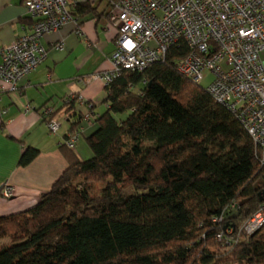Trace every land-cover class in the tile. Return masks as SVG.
Returning <instances> with one entry per match:
<instances>
[{"label":"trees","instance_id":"obj_1","mask_svg":"<svg viewBox=\"0 0 264 264\" xmlns=\"http://www.w3.org/2000/svg\"><path fill=\"white\" fill-rule=\"evenodd\" d=\"M93 10L78 2L71 13ZM187 52L172 45L105 86L91 156L63 143L68 166L50 190L0 216V264H264V222L241 229L264 206V165L238 119L177 72Z\"/></svg>","mask_w":264,"mask_h":264},{"label":"built area","instance_id":"obj_2","mask_svg":"<svg viewBox=\"0 0 264 264\" xmlns=\"http://www.w3.org/2000/svg\"><path fill=\"white\" fill-rule=\"evenodd\" d=\"M87 1L25 0L26 13L33 21L31 31L2 47L0 88L15 91L18 81L46 57L42 38L73 21L75 4ZM105 1L109 28L117 34L115 49L109 57L111 67L96 71L89 79L106 86L123 70L141 71L164 61L170 46L184 43L188 52L176 62L177 72L198 84L207 71L214 76L206 91L238 119L252 139L257 161L264 165V0ZM54 47L62 49L63 43ZM73 98L86 103L89 110L78 120L90 125L93 104L84 102L81 95L67 99ZM44 113L47 128L56 132L61 123L49 111ZM83 130V125H77L67 134L64 144L68 149L74 150ZM1 194L9 197L12 188L4 186ZM263 222L261 206L241 229L251 234Z\"/></svg>","mask_w":264,"mask_h":264},{"label":"crops","instance_id":"obj_3","mask_svg":"<svg viewBox=\"0 0 264 264\" xmlns=\"http://www.w3.org/2000/svg\"><path fill=\"white\" fill-rule=\"evenodd\" d=\"M24 1L0 0V61L4 45L31 31L33 21ZM87 3L93 11L82 16L73 12V21L42 38L46 57L18 81L15 91L0 88V216L31 207L50 190L68 166L61 145L74 126L83 125L84 130L73 153L81 160L91 156L86 137L96 123L87 125L78 120L89 110L86 103L75 99L69 108L65 102L70 95H81L84 102L93 104L96 116L105 111V85L89 77L111 67L109 57L117 34L108 25L107 1ZM59 42L63 43L62 49L54 47ZM45 111L51 112L55 120H64L54 133L47 128ZM27 147L38 152L29 163L21 165L19 159ZM4 186L12 188L9 197L1 194Z\"/></svg>","mask_w":264,"mask_h":264},{"label":"rangeland","instance_id":"obj_4","mask_svg":"<svg viewBox=\"0 0 264 264\" xmlns=\"http://www.w3.org/2000/svg\"><path fill=\"white\" fill-rule=\"evenodd\" d=\"M222 65V67L223 68H225V66L223 65V63L221 64ZM213 75L211 74V73H209L208 71L204 74V78H203V80H202V82H201V86L203 87V88H206L208 85H209V83L211 82V80L213 79ZM57 119V118H56ZM57 121H59L62 125H63V122H64V120L63 119H58ZM103 187H104V184L103 183H95L94 185H93V190H92V193L93 194H99L100 193V191L103 189Z\"/></svg>","mask_w":264,"mask_h":264}]
</instances>
